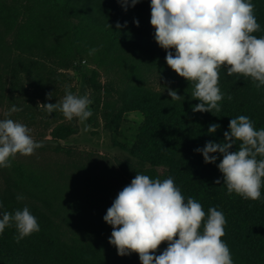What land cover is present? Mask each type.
<instances>
[{
    "label": "clouds",
    "instance_id": "obj_1",
    "mask_svg": "<svg viewBox=\"0 0 264 264\" xmlns=\"http://www.w3.org/2000/svg\"><path fill=\"white\" fill-rule=\"evenodd\" d=\"M119 2L126 9L137 0ZM149 4L153 38L166 50L167 65L191 83L190 95L199 99L191 105L193 111H220L218 101L224 95L218 84L221 66L229 75L250 77L258 88L264 85V35L253 34L260 24L251 0H149ZM134 23L139 22L134 19ZM167 91L172 99L181 96L173 88ZM90 104L87 94H75L67 87L55 102L41 103L48 113L58 110L65 119L75 117L80 121L92 114ZM19 110L13 104L8 112ZM218 127V123H210L207 132L214 133ZM30 133L26 124L8 117L7 112L0 118V167L10 166V158L17 152L29 155L41 146ZM236 140L239 146L233 148ZM194 151L202 154L204 162L217 160V155L210 153L221 154L216 167L229 194L261 198L264 128L254 127L248 115L231 116L222 140H207ZM219 181L217 177L216 183ZM23 198V194L16 196L17 200ZM102 219L112 226L107 239L117 254L135 251L141 264H234L221 238L226 224L222 210L209 206L205 213L198 200L182 194L170 175L159 179L136 172L116 193ZM9 225H14L17 241L40 228L27 205L12 212L0 211V233ZM161 241L167 243L159 254L150 251L156 250Z\"/></svg>",
    "mask_w": 264,
    "mask_h": 264
},
{
    "label": "trees",
    "instance_id": "obj_2",
    "mask_svg": "<svg viewBox=\"0 0 264 264\" xmlns=\"http://www.w3.org/2000/svg\"><path fill=\"white\" fill-rule=\"evenodd\" d=\"M251 2L260 24V29L253 34L264 35V0ZM134 19L139 23H134ZM16 22L13 48L18 50L33 47L43 36L57 42L59 35L67 48L81 57L85 53L84 36L97 34L107 45L127 47L138 61L145 59L149 66L167 71L181 88L179 99L142 88L130 91L124 99L126 109H136L142 115L140 126L124 146L120 160L124 182L137 171H148L163 178L172 176L182 194L198 200L205 213L209 206L222 210L226 219L222 238L233 251L253 264H264V185L257 200L243 199L235 192L229 194L216 167L221 154L210 153L217 155V160L204 162L202 154L194 151L207 140H222L231 116L248 115L254 127L264 128V85L258 88L250 77L229 75L221 66L218 84L224 95L218 101L220 111L215 114L208 110L193 111L191 105L199 99L191 97V83L167 65L166 50L153 38L149 0H137L126 9L119 0H86L83 5L76 0H0V28ZM2 52L0 36L1 56ZM117 119L109 117L108 122L117 126ZM210 123L219 124L214 133L207 132ZM57 131V137L66 135L63 129ZM54 141L60 145L58 140ZM239 143L236 140L232 147H238ZM217 177L219 183H216ZM16 196L13 192L0 191L3 206L0 211L12 212L22 207L23 202ZM33 214L40 225L39 231L19 241L14 239V225L6 226L0 233V264H128L122 255L102 249L103 242L81 241L80 246L65 243L59 228L48 221L46 214Z\"/></svg>",
    "mask_w": 264,
    "mask_h": 264
},
{
    "label": "rangeland",
    "instance_id": "obj_3",
    "mask_svg": "<svg viewBox=\"0 0 264 264\" xmlns=\"http://www.w3.org/2000/svg\"><path fill=\"white\" fill-rule=\"evenodd\" d=\"M85 1L76 0L81 5ZM17 25L0 28V118L7 112L8 117L26 124L41 146L29 155L17 152L10 158V166L0 167V191L23 194L22 206L27 205L37 216L46 214L65 243L80 246L81 241L95 240L104 243L102 249L116 254L107 239L112 226L102 216L116 193L136 174L132 172L124 182L120 160L142 121L138 110L125 108L124 99L139 88L168 97L169 87L177 93L181 88L167 71L149 66L145 59L138 61L127 47L107 45L97 34L84 36L81 57L59 35L57 42L43 36L29 49H15ZM66 87L90 97L92 114L85 121L67 120L60 111L48 113L42 107L45 101L58 100ZM13 104L20 110L8 112ZM116 116L114 126L108 118ZM59 129L66 131L64 137L56 136ZM141 173L163 179L148 171ZM166 243L161 241L150 251L159 254ZM226 243L234 264H253ZM122 256L128 264H141L135 251Z\"/></svg>",
    "mask_w": 264,
    "mask_h": 264
}]
</instances>
